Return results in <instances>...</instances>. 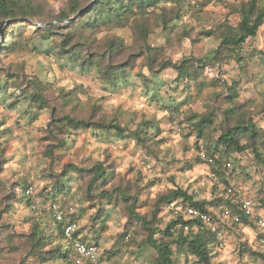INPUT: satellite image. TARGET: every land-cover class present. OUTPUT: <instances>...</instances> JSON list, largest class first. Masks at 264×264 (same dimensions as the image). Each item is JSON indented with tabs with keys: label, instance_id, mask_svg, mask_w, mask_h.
Wrapping results in <instances>:
<instances>
[{
	"label": "rangeland",
	"instance_id": "obj_1",
	"mask_svg": "<svg viewBox=\"0 0 264 264\" xmlns=\"http://www.w3.org/2000/svg\"><path fill=\"white\" fill-rule=\"evenodd\" d=\"M250 2L169 0L131 16L126 24L76 32L69 21L42 22L69 10L73 0H21L35 12L14 20L0 53V82L6 86L0 99V264H72L60 256L69 245L48 213L54 198L75 207L80 232L100 246L104 264H154L157 252L146 243L149 232L131 209L163 229L172 215L159 198L177 188L199 201L248 198L264 215V172L252 148L230 156L227 183H215L213 165L198 158L228 124L251 120L264 131V22L242 45L222 44L226 34L236 31ZM255 3L264 8V0ZM53 24L61 26L43 39L40 29ZM66 33L74 35L66 38ZM63 39L83 43L79 53L103 67L126 65L125 81L112 86L101 66H81L46 52ZM186 59L189 64L209 59L200 65L197 81L188 82L173 66ZM164 62L173 65L164 67ZM35 92L45 100L32 96ZM233 92L241 95L234 103L229 99ZM175 105L177 112L171 110ZM230 107L234 113L226 112ZM205 114H212L214 122L206 128L207 138L198 139L194 124ZM65 117L115 122L129 136L74 128ZM173 119L180 133L173 131ZM147 126L151 139L140 144L133 132ZM72 164L80 171L71 170ZM97 164L111 174L89 193V170ZM58 180L65 183L61 191ZM21 181L33 186V194H17ZM230 183L235 187L231 197L224 190ZM249 225L224 228L225 246L210 249L211 264H264L258 254H264V246L254 240L255 227ZM40 229L45 241L37 245ZM173 248L178 264H195L194 256L186 257L175 244Z\"/></svg>",
	"mask_w": 264,
	"mask_h": 264
},
{
	"label": "trees",
	"instance_id": "obj_2",
	"mask_svg": "<svg viewBox=\"0 0 264 264\" xmlns=\"http://www.w3.org/2000/svg\"><path fill=\"white\" fill-rule=\"evenodd\" d=\"M91 1L93 0H84L83 2H81V0H73L69 10H62L60 14L51 21L43 20L42 22L52 23L56 20L70 18L73 15L75 18L68 23L71 27H73V29H75L74 31L77 32V29L81 28L95 31L99 27H102V25L108 26L109 24H114L117 26L126 24L129 22V18L131 16L147 13L149 8H155L161 2L169 0H95L91 6L86 8L84 5L86 3H90ZM82 9L84 10L80 12ZM34 12V8L32 7L31 10L25 9V7L21 5V0H0V27L2 21L8 20L10 22L3 28L0 53L7 47L5 45L6 40L4 37L9 26L17 18L22 16L25 17L27 16L26 14L33 15ZM241 13L242 19L238 28L233 34L225 35L222 40L223 45H231L234 48L242 45L249 37L256 36L257 31L264 22V8H258L256 6L255 0H251L248 8H246ZM60 26L61 25L53 24L41 28L40 33L42 34L43 39H49L50 35L55 32L53 28ZM141 28L144 29V27ZM142 32L145 33V31ZM66 34H68L66 38L73 37L74 35V33ZM80 44L83 43L77 41L73 44H69L68 39H63L61 43L49 46L46 52L51 54L54 53L60 58L79 61L81 66H101L100 70L103 73V78L108 84L112 86H118L120 83L125 81L126 77L128 76V69L125 68L126 65H106L103 67V64L94 60L92 56L90 57L89 55L87 56L80 54ZM220 48H222V46L213 52L215 57L220 55ZM148 49L149 52L154 50L153 48L151 49V47H148ZM187 61L188 60L186 59L179 65H173L170 62H164L163 66L167 67L173 65L178 70V74H180L181 77L186 79L188 82L193 80L197 81L202 76V72L199 71V68H201L200 65L204 64V62H209V59H198L196 60L197 64H189ZM152 68L153 67L151 66L150 69ZM155 84L156 83H152L154 89L156 88ZM5 87V83L0 82V99L6 92ZM32 96H35L37 99L42 101L45 100L40 92H35ZM240 96L241 95H239L238 92H233L229 99L232 103H234L235 100ZM176 108L177 106L175 105L171 110L177 112ZM234 111L235 108L230 107L226 112L234 113ZM65 120L74 128H79L81 125H83V127H88L93 132L98 130V135H103V130H107L109 136L111 135V137L125 138L129 136L125 133L126 129L115 122L101 121L100 123H91V121L78 120L71 117H65ZM213 122L214 120L212 114H205L200 117L199 121L194 124L198 139L207 138V134L205 132L207 130L206 128L213 124ZM261 130L262 129L257 127V125L251 120L238 121L233 124H228L226 128H223L222 131H220L221 133L218 135V137L212 140V143L207 147V151L210 155L217 156V162L212 166V170L213 174L216 175L218 179H221L227 183L225 177L227 170L226 163H232L230 156L234 153L243 152L249 147L252 148L254 157L261 165V171L264 172V131ZM133 133V138L140 144H144L151 139L148 126L144 129V131L137 129ZM243 138H247L248 141H246V143H242ZM191 166L192 165H188L189 168H191ZM70 168L73 171L79 170L76 165L74 166V164L70 165ZM89 171L93 172V176L89 181V193L94 190V187L98 181L102 180L103 183H107L109 175L111 174L108 167H105L101 164H97L96 167L90 169ZM65 176L67 175L65 174ZM63 180H58V191L64 189L65 183ZM18 187L20 190L17 194L22 193L24 197H27L26 193L30 185L25 181H21ZM118 192L121 194L123 193L121 189H118ZM12 195L16 197V193H13ZM174 201H178V203L182 205H192L200 211L211 212L214 215H216V212H220L219 210L221 204L226 203L233 209V211L241 213V211L238 210V203L231 202L229 200L227 201V199H224L223 197H219L212 201H199L194 200L192 195H189L186 191L178 188L170 191L167 194L161 195L159 198V202H162L166 205ZM131 214H133V216L139 217V219L141 218V221L144 223L149 232L146 243L154 248V250L157 252L154 264H178L175 260L173 244H175V246L178 248V251L183 252L186 257L194 256L195 264H211L210 249L214 246L215 238L213 234L206 227H204L203 223L199 219L188 218L184 214H181L178 217L171 218L163 229H157L150 226V223L146 221L144 217L135 213L133 209H131ZM241 216V225L252 224V226L256 228V226L250 221L248 217L242 214ZM54 222L57 224L58 233L62 238H64L62 224L57 223L56 221ZM157 233H160L162 236L156 237L155 235ZM35 235L38 242L37 245H42L43 243L41 240L45 241V236L43 235L42 230H37ZM82 240L87 241L84 236L82 237ZM69 253L70 249H67L63 253H60V256L68 258ZM258 254L264 258L263 253ZM44 260H47V258H44Z\"/></svg>",
	"mask_w": 264,
	"mask_h": 264
},
{
	"label": "built area",
	"instance_id": "obj_3",
	"mask_svg": "<svg viewBox=\"0 0 264 264\" xmlns=\"http://www.w3.org/2000/svg\"><path fill=\"white\" fill-rule=\"evenodd\" d=\"M172 126L175 133L181 132L177 119L172 120ZM198 155L200 160L207 164L215 165L217 162V156L210 155L206 149L201 150ZM230 167H232V163L227 162L226 168L228 169ZM212 180L215 183L220 182L218 177L214 174L212 176ZM224 190L227 196L231 197L235 194V187L231 183L224 186ZM33 192L34 188L33 186H30L27 189V193L31 195ZM236 203H238V210L241 211V213L233 211V209L226 203L221 204L219 210L220 212H216V215L211 212L200 211L192 205H182L178 203V201L169 203L167 205V209L171 213L172 218L184 214L188 218L199 219L203 223L204 227H206L213 234L215 238L214 246L216 248H222L225 246V231L222 223L227 222L241 225L242 214L248 217L257 228L254 240L264 246V215L257 213L254 210L255 205L251 199L243 198L240 201L236 200ZM32 207L35 211L38 209V206L34 202L32 203ZM48 213L54 221L62 224L64 239L67 241L70 249L68 259L72 262V264H104L101 257L100 246L93 241L82 240L80 226L75 214V207L71 203L61 205L58 199H51L48 205ZM78 245L84 248L85 253L88 254L87 256L78 251ZM92 254L95 255L94 262Z\"/></svg>",
	"mask_w": 264,
	"mask_h": 264
},
{
	"label": "water",
	"instance_id": "obj_4",
	"mask_svg": "<svg viewBox=\"0 0 264 264\" xmlns=\"http://www.w3.org/2000/svg\"><path fill=\"white\" fill-rule=\"evenodd\" d=\"M93 1H95V0H93ZM93 1H91L87 6H86V8L88 7V6H91L92 5V3H93ZM84 9H82L80 12H82ZM75 18V16H72V17H70V18H67V19H64V20H59V21H61V22H64V21H71L72 19H74ZM4 22H8L7 20L6 21H4ZM4 22H2L1 23V27H0V48H1V41H2V34H3V24H4ZM44 25H46V24H44Z\"/></svg>",
	"mask_w": 264,
	"mask_h": 264
},
{
	"label": "clouds",
	"instance_id": "obj_5",
	"mask_svg": "<svg viewBox=\"0 0 264 264\" xmlns=\"http://www.w3.org/2000/svg\"><path fill=\"white\" fill-rule=\"evenodd\" d=\"M159 115H164V114H159ZM134 130V129H133ZM151 131V130H150ZM3 195V193H0V196H2ZM37 203H39V201H37ZM74 210V209H73ZM24 229L23 228H20V229H18V231H23ZM0 246H2V245H0ZM78 247V251L81 253V254H83V255H85V256H87L88 254H86L85 253V250H84V248L82 247V246H77ZM93 255V262L95 261V255L94 254H92ZM17 264H18V261H17Z\"/></svg>",
	"mask_w": 264,
	"mask_h": 264
},
{
	"label": "crops",
	"instance_id": "obj_6",
	"mask_svg": "<svg viewBox=\"0 0 264 264\" xmlns=\"http://www.w3.org/2000/svg\"><path fill=\"white\" fill-rule=\"evenodd\" d=\"M238 200V199H237ZM241 200V199H240ZM234 202V201H233ZM235 203H236V199H235ZM171 214V213H170ZM222 225H223V227L225 228V227H232L234 224H231V223H227V222H225V223H222ZM249 225V224H248ZM250 226V225H249ZM248 227V226H247ZM255 235H256V233H257V230H256V228H255ZM82 234V233H81ZM255 235H254V237H255ZM82 237H83V235H82ZM259 244V243H258ZM259 245H261V244H259Z\"/></svg>",
	"mask_w": 264,
	"mask_h": 264
}]
</instances>
